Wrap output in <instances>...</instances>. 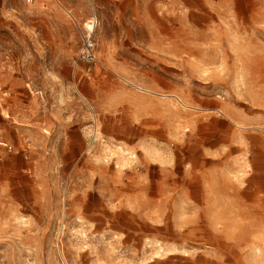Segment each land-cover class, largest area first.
<instances>
[{
	"label": "rangeland",
	"instance_id": "374dc122",
	"mask_svg": "<svg viewBox=\"0 0 264 264\" xmlns=\"http://www.w3.org/2000/svg\"><path fill=\"white\" fill-rule=\"evenodd\" d=\"M0 86V264H264V0H0Z\"/></svg>",
	"mask_w": 264,
	"mask_h": 264
},
{
	"label": "bare ground",
	"instance_id": "6f19581e",
	"mask_svg": "<svg viewBox=\"0 0 264 264\" xmlns=\"http://www.w3.org/2000/svg\"><path fill=\"white\" fill-rule=\"evenodd\" d=\"M86 26L90 30H93V28H94L93 25L90 24V22H87ZM136 88L139 89L142 92L147 93V94H155V95H160V96H166L164 94H159L152 87H145L143 85H136ZM173 96H175V95H173ZM180 102H182L185 107H190L188 104H186V102L184 100L183 101L181 100ZM191 109H196V107H194L191 104ZM148 147L153 149V150H155V149L157 150L158 149L157 148L158 146H156L155 143L149 144ZM202 180H203L202 176H197V183H198L200 189L203 190L204 183L201 182ZM205 184H207L208 186L212 185L211 181H209V178L206 179ZM209 209L211 211L212 210L216 211L217 210V204L215 202H211L210 205H209ZM261 217L264 219V215H262ZM213 219L215 220V224H219L220 223V221L216 223V214L213 216ZM213 228H214V230H212V228H209V227H207L205 225H201L200 227L197 228L198 229V233H196L193 236H191V240H199L201 243L209 245L210 247H216V248L224 247L226 249L228 244L226 243V241H224V239H222V236L219 234V232H221V230L219 228H217V227H213ZM253 246H254V244H253ZM159 247L161 249L164 248L161 245ZM169 257H171V256H168V258ZM179 259L184 260V262L186 264H195L197 262V260H199V257L195 258L193 255H184V256H180ZM211 262L214 263L213 260H211Z\"/></svg>",
	"mask_w": 264,
	"mask_h": 264
},
{
	"label": "built area",
	"instance_id": "2783aa9c",
	"mask_svg": "<svg viewBox=\"0 0 264 264\" xmlns=\"http://www.w3.org/2000/svg\"><path fill=\"white\" fill-rule=\"evenodd\" d=\"M82 45L79 50V58L87 65L91 66L96 62V54L94 48V42L90 34L83 37ZM0 91L3 96L9 97L11 93L4 87L0 86Z\"/></svg>",
	"mask_w": 264,
	"mask_h": 264
}]
</instances>
